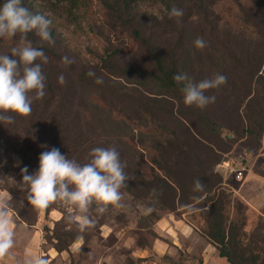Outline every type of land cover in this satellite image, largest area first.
<instances>
[{
	"label": "rangeland",
	"instance_id": "374dc122",
	"mask_svg": "<svg viewBox=\"0 0 264 264\" xmlns=\"http://www.w3.org/2000/svg\"><path fill=\"white\" fill-rule=\"evenodd\" d=\"M0 1L2 4L5 2ZM48 2L22 0L23 6L31 12L42 14L51 20L49 31L53 45L61 50V55L67 57L75 71H91L99 66L100 58L106 53L117 52L115 60L118 64L150 72L152 62L147 59L139 43L133 41V31L137 28L143 36L159 46L179 44L182 48L177 57L188 67L185 70L187 74L191 68L197 72L202 66H210L212 56L229 51L234 54L242 52L249 62H256L258 76L262 74L264 77V39L244 22V15L250 11L253 16L264 13V4L250 0H202L204 7L198 0H142L131 3L130 10L124 16L121 0H88L73 10H67L54 1ZM174 6L184 11L179 22L177 18L168 16ZM7 37L0 38V55H10L11 39ZM197 37L206 42L203 49L194 47L193 41ZM226 45L230 48L228 51L221 49ZM167 51V47H164L163 53L166 54ZM227 66L233 68L232 65ZM146 83L142 79H128V82L114 79L112 83H107L110 87L108 93L95 89H91V93L88 89L83 90V94L91 102L100 103V113L109 114L119 122V126L114 127L115 132H126L123 133L125 136H132L134 142H141L143 145L139 147L138 154L142 166L143 188L140 194L137 193L145 198L149 196L147 192L149 183L153 181V171L160 176L164 174L156 169L153 161L155 147L164 139L159 135L155 136L158 133L152 130H157L158 124L168 123L178 131L172 125L168 113L172 107L180 109L177 95L155 89L151 83ZM263 87L258 84L259 94H264ZM216 94H211L216 96V100L209 104L208 109L214 121L229 129L239 130V121L233 119L228 104ZM189 109L182 104L185 115ZM236 124L239 127H235ZM140 134L145 138L140 139ZM182 134L184 136L183 131ZM226 134L228 132L223 130L224 141L209 139L216 148L223 151L228 145ZM230 137L234 138L233 135ZM237 140L235 137V141ZM246 142L248 148L245 146ZM229 145L231 150L221 154L223 162L220 163L218 173L222 177L224 188L249 208L243 228L247 238L242 240L247 248L251 243L256 244L264 238L263 230L252 235L260 227L259 219L264 220V191L262 187H256L258 183L264 184V132L259 150L246 139ZM246 150H250V154ZM122 161L126 164V159ZM242 167L245 168L243 178L237 180L235 171ZM248 174L250 179L246 180L243 190L248 192L249 198L259 196L257 204L262 200L263 203L257 210L251 208L239 195L240 182L243 183ZM16 181L9 176L5 167L0 166V188H4L5 184L14 186ZM140 182L139 180V184ZM120 191L123 194L120 202L123 206L109 205L110 208L105 213L97 214L93 205L91 218L95 220V224L83 233L79 232L75 223L68 221L66 206L57 201L55 213L51 217L44 216L45 227L49 230L45 233L44 250L51 249L54 256L50 264H227L218 257V251L214 247L204 251L207 243L200 233L204 224L199 217L200 211L190 212L186 209L171 213L168 207L158 205L156 200L145 201L146 204L136 201V190L131 195L124 187ZM149 207L153 211L147 213L145 210ZM42 211L43 209L40 210ZM63 214L66 215L64 222L56 225ZM185 220L188 223L190 221L197 228L196 231ZM60 240L65 246L62 252L54 248Z\"/></svg>",
	"mask_w": 264,
	"mask_h": 264
},
{
	"label": "trees",
	"instance_id": "16d2710c",
	"mask_svg": "<svg viewBox=\"0 0 264 264\" xmlns=\"http://www.w3.org/2000/svg\"><path fill=\"white\" fill-rule=\"evenodd\" d=\"M42 1L47 3L54 1L67 10H73L88 0ZM139 1L142 0H121L124 16L130 10L131 3ZM250 1L264 4V0ZM198 2L204 6L202 0ZM102 3L105 5L104 2ZM0 5H2L1 1ZM244 22L264 39L263 12L253 16L250 11L244 15ZM132 37L133 41L143 48L147 59L152 62L153 68L150 72H142L118 64L115 60L117 52L106 53L100 58L99 66L91 71L88 69L75 71L68 59V63H62L64 56L56 45L41 41L35 32L28 33L26 40L31 41L34 47L42 48L48 57V63L42 64V71L46 77L45 95L42 99L33 102L30 115L16 116L12 124H0V166L5 167L9 176L17 180L14 186L5 184L4 188H0L11 196L9 201L11 212L26 225L33 226L37 222L41 209L28 204L25 198L26 191L21 188V170L27 168L29 174L36 171L38 156L42 151L55 147L69 159L83 164L87 162V154L93 148L114 147L119 152L123 164L122 160L126 159L124 171L128 180L124 188L129 195L136 190V201L146 204L145 201L156 200L158 205L168 207L171 213L186 209L190 212L200 211L199 217L204 222L200 233L205 237L206 243L218 251L219 258L224 259L227 264H264V247H259V245L264 246V238L256 244L251 243L247 248L242 244V240L247 238L243 228L249 208L224 188L222 177L218 173L220 163L223 162L221 154L231 150L229 144L246 139L248 143L249 140L251 141L255 149L260 146L264 132V102H262L264 94L262 92L259 94L257 86L258 84L264 86V77L262 74L258 76L256 62H249L248 57L242 52L237 54L229 52L230 48L226 45L221 49L228 52L212 56L210 66H202L197 72L189 68L191 71L188 76L196 82L212 78L218 73L227 77V83L215 89L216 92L210 89L205 94L210 96L217 93L216 95L228 104L233 119L240 123V133H238L239 130H232L215 122L209 113V105L203 109L187 106L190 108L189 111L186 115L183 112L182 104H185L180 92L182 85H178L173 79L174 75L185 73L188 68L177 57L178 51L182 48L179 44L159 46L143 36L137 28L133 31ZM7 38L11 39L10 49L20 40L19 35ZM164 47L168 49L166 54L163 53ZM226 64L232 65L233 68L230 69ZM89 72L94 75H88ZM60 75L65 77L66 83H58ZM97 78H101L103 83H95ZM114 79L124 82H128V79H142L145 83H151L155 89L177 95L180 102V109L176 110L172 107L168 113L172 125L178 131L168 123L158 124L157 130H152L158 133L155 136L159 135L164 139L155 147L153 160L156 169L164 174L160 176L153 171V181L149 183L147 192L149 196L146 198L139 195L143 188V175L138 154L139 147L143 145L141 142H134L132 136L130 138L125 136L123 133L126 132H115L114 127H118L119 122L109 114L100 113V103L91 102L90 98L83 94V90L87 89L90 93L91 89L108 93L110 87L107 83H112ZM109 96L115 95L109 94ZM235 127L239 125L236 124ZM223 130L228 132L225 136L228 145L226 144V149L221 151L209 138L224 141ZM232 135L234 138L230 137ZM235 137L238 138L237 141ZM139 138L143 139L145 136L140 134ZM245 146L248 148L247 142ZM246 151L250 152V150ZM197 179L203 182L204 187L201 191L193 190L194 181ZM153 189L156 190L155 194L152 192ZM56 209L57 202L44 208L45 218ZM65 218L66 215L63 214L56 225L62 224ZM185 222L196 231L197 228L190 221L188 223L185 220ZM259 224L260 227L252 235L264 231V220L259 219ZM47 231L49 232L48 228L44 227V239ZM64 247L61 240L54 246L58 252L64 251Z\"/></svg>",
	"mask_w": 264,
	"mask_h": 264
},
{
	"label": "clouds",
	"instance_id": "9594fccd",
	"mask_svg": "<svg viewBox=\"0 0 264 264\" xmlns=\"http://www.w3.org/2000/svg\"><path fill=\"white\" fill-rule=\"evenodd\" d=\"M183 15V9L175 6L168 13L169 18H177L178 22ZM51 23L44 15L34 14L23 6L22 0H5L0 5V38L20 36L19 43L10 49V55H0V124H12L16 116L30 115L33 102L45 95L46 77L42 64L48 63V57L42 48L34 47L26 38L28 33L35 32L41 41L54 43L49 31ZM193 45L203 49L206 42L197 37ZM68 62L67 57L62 58V63ZM88 75L94 73L89 72ZM173 79L182 85L183 103L201 109L216 100L215 95H206V91L227 83V77L219 73L199 82L187 73H177ZM58 83H66L63 75L58 77ZM95 83L103 81L97 78ZM86 160L83 164L78 163L53 147L39 154L36 171L29 174L27 168L21 170V188L26 191L28 204L44 209L53 202H61L66 206L68 221L75 223L81 233L95 224L91 218L93 205L97 214L105 213L109 205L123 206L120 189L126 186L128 180L125 165L114 147L93 148ZM203 187L202 181H194V191H201ZM152 192L155 194L156 190ZM10 200V195L7 200L0 198V259L15 244L16 225L10 214ZM145 211L150 213L153 209L149 207ZM27 264H48V261L35 256Z\"/></svg>",
	"mask_w": 264,
	"mask_h": 264
},
{
	"label": "crops",
	"instance_id": "0c3cea01",
	"mask_svg": "<svg viewBox=\"0 0 264 264\" xmlns=\"http://www.w3.org/2000/svg\"><path fill=\"white\" fill-rule=\"evenodd\" d=\"M257 177H263V176L257 175ZM249 179H250V174L247 175V178L245 177L243 183L240 182L241 188L239 189L240 192L239 195L249 206H251V208L257 210L263 203L262 200L260 199L261 202L257 204L258 202L257 197L259 196H255L254 198H249L247 197L248 192H245L246 190H243L246 180L249 181ZM256 187H262L264 191V184L258 183ZM0 198H4L7 200L8 194L0 190ZM53 213L55 212L54 211L51 212L49 214V217H51ZM10 214L12 215V218L15 221V225H16L14 228L15 244L14 247L9 250V253L5 255V257L0 259V264H27V261L35 256H40L42 258L47 259L48 264L52 263L54 256L51 249L44 250V244H45L43 237V228L45 227L44 212L43 211L40 212L38 216V220L33 226L24 224L12 212ZM209 247L211 246L207 244L206 247H204V251L206 252Z\"/></svg>",
	"mask_w": 264,
	"mask_h": 264
},
{
	"label": "built area",
	"instance_id": "2783aa9c",
	"mask_svg": "<svg viewBox=\"0 0 264 264\" xmlns=\"http://www.w3.org/2000/svg\"><path fill=\"white\" fill-rule=\"evenodd\" d=\"M226 165L229 166V163H226ZM244 171H245V168H243V167L240 168L239 171H238V169L235 171V173H236L235 177H236L237 180H241L243 178V174H244L243 172Z\"/></svg>",
	"mask_w": 264,
	"mask_h": 264
}]
</instances>
